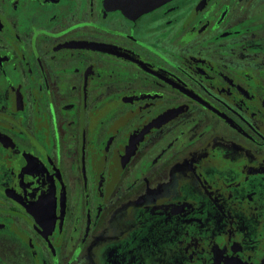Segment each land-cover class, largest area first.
<instances>
[{
	"label": "flooded vegetation",
	"instance_id": "af4514ba",
	"mask_svg": "<svg viewBox=\"0 0 264 264\" xmlns=\"http://www.w3.org/2000/svg\"><path fill=\"white\" fill-rule=\"evenodd\" d=\"M0 264H264V0H0Z\"/></svg>",
	"mask_w": 264,
	"mask_h": 264
},
{
	"label": "water",
	"instance_id": "95a60500",
	"mask_svg": "<svg viewBox=\"0 0 264 264\" xmlns=\"http://www.w3.org/2000/svg\"><path fill=\"white\" fill-rule=\"evenodd\" d=\"M172 0H106L110 9L119 10L128 17L149 13Z\"/></svg>",
	"mask_w": 264,
	"mask_h": 264
}]
</instances>
